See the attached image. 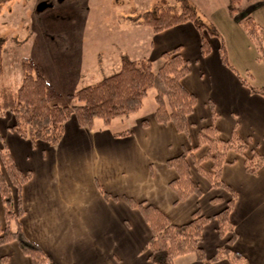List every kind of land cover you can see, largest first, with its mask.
I'll return each mask as SVG.
<instances>
[{
    "label": "crops",
    "instance_id": "0c3cea01",
    "mask_svg": "<svg viewBox=\"0 0 264 264\" xmlns=\"http://www.w3.org/2000/svg\"><path fill=\"white\" fill-rule=\"evenodd\" d=\"M238 35L235 43L244 53L251 41L241 31ZM146 40L147 58L152 65L155 60L162 64L161 54L177 46L190 61V71L181 84L195 95L196 103L187 116L186 132L177 131L171 122L155 121L156 104L133 126L115 131L110 126L118 117L108 125L97 123V118L91 129L79 127L75 118L70 117L55 144L31 143L10 129L14 122L11 113L0 116V147L10 151L19 169L30 172V178L21 188L22 231L55 264H151L142 252L151 232L138 209L124 200L125 196L156 206L175 224L189 221L197 208L208 216L220 210L229 193L212 187L194 167L191 177L201 189V196L192 194L176 201L169 182L177 173L166 164L167 159L180 154L183 148L197 145L198 132L211 123L212 112L222 139H228L235 131L250 148L264 156V96L251 90L263 85L251 86L236 69L221 62L217 38L210 39L211 51L207 56L200 55L199 33L189 22L160 32L151 30ZM138 42L134 40L136 46ZM248 54L251 56V52ZM122 55L140 59L121 52L114 42L112 47L110 43L100 44L92 55H80L78 63L69 69L73 74L94 79L100 69L112 66L119 69ZM255 57L256 52L252 54ZM257 63L264 70V60ZM57 64L59 61L54 59L52 66L57 71L66 67L64 62L59 68ZM47 80L60 96L53 81ZM150 91L151 97L155 96V89H149L145 99ZM142 119L147 120L146 125L141 123ZM128 130V134L115 135ZM202 151L200 148L196 152ZM225 160L221 179L237 194L229 215L236 232L232 248L247 264H264V163L255 173H250L241 154L229 150ZM205 166L209 167L210 162L205 161ZM217 197L220 201L213 202ZM222 242L214 223L207 224L202 243L207 256ZM0 246V264H31L15 242ZM193 264L204 263L194 257ZM209 264L228 262L220 259Z\"/></svg>",
    "mask_w": 264,
    "mask_h": 264
},
{
    "label": "trees",
    "instance_id": "16d2710c",
    "mask_svg": "<svg viewBox=\"0 0 264 264\" xmlns=\"http://www.w3.org/2000/svg\"><path fill=\"white\" fill-rule=\"evenodd\" d=\"M239 2L240 0H229L231 13L236 11ZM137 22L153 32L184 22L191 23L199 33L201 56L210 53L212 37L219 39L218 33L206 26L194 7L186 1H182L178 8L168 4L159 5L144 12ZM242 27L257 49V58L264 60V28L250 15L243 18ZM217 52L221 62L230 67L226 50L219 40ZM161 57L162 64L154 70L151 59L147 57L131 59L122 55L117 71L68 94L75 101L72 105H60L53 101L58 96L53 86L42 74L39 65L26 58L21 62L20 84L16 87L0 85V116L11 113L14 122L10 129L31 143L43 141L55 144L61 139L65 122L70 117L75 118L79 127L86 129H91L97 118L108 125L113 118L137 112L142 107L148 90L155 89V121L163 124L171 122L177 131L186 132L187 116L196 103L195 95L181 84V79L190 71V61L183 56L179 46L163 52ZM2 72L0 39V78ZM251 90L264 96V87H251ZM214 117L212 112L211 123L199 130L196 146L183 148L180 154L167 159L166 164L177 173V177L169 182L176 194V201L185 200L192 194L201 196V189L191 177L190 171L194 167L212 187L229 193L230 196L223 201L220 210L208 216L197 208L189 221L175 224L156 206L124 197L127 204L138 209L151 232L142 249L151 264H174L176 257L189 253H193L204 264L220 259H226L228 264H247L246 259L232 248L236 232L229 215L237 194L222 181L221 168L229 150L244 156L245 168L250 173H255L262 166L264 156L250 148L235 131L228 139H222L214 124ZM141 123L146 125L147 120L142 119ZM129 132L122 131L115 135ZM200 148L203 149L202 153H197ZM205 161L210 162L209 167L205 166ZM29 178L30 172L19 169L10 151L0 147V245L15 242L21 253L29 257L31 264H55L36 243L25 236L21 228L20 219L24 214L21 188ZM104 194L110 196L105 192ZM212 200L220 201L218 197ZM210 222L214 223L223 243L215 248L212 255L207 256L202 244L203 231Z\"/></svg>",
    "mask_w": 264,
    "mask_h": 264
},
{
    "label": "rangeland",
    "instance_id": "374dc122",
    "mask_svg": "<svg viewBox=\"0 0 264 264\" xmlns=\"http://www.w3.org/2000/svg\"><path fill=\"white\" fill-rule=\"evenodd\" d=\"M182 1L193 6L206 26L218 33V40L226 50L230 66L240 73L243 80L251 86L259 83L264 87V70L261 63H257L260 59L252 58L254 52L256 56L258 54L255 45L250 42L248 50L242 53L235 43L240 31L245 33L242 20L246 16H252L264 28V0H240L233 13L229 11V0H0L3 56L0 85L18 86L22 79L21 62L28 58L40 66L46 78L51 79L56 90L61 92L54 102L60 105L75 104L68 95L70 92L118 69L113 66L102 71L100 69L94 79L73 74L74 71L69 68L78 63L80 55H92L100 44L110 43L112 47L115 42L121 52L132 58L148 57L146 36L151 30L136 24L135 20L162 4L178 8ZM135 39L139 40L137 46ZM54 59L59 61L57 68L62 62L66 67H60L57 71L52 66ZM160 64L155 60L153 69L156 70ZM151 92L138 113L118 117L110 129L129 128L138 118L147 116L152 104L155 106ZM97 121L103 123L101 119ZM206 240H209L207 234ZM194 257V254L181 255L173 263L193 264Z\"/></svg>",
    "mask_w": 264,
    "mask_h": 264
}]
</instances>
